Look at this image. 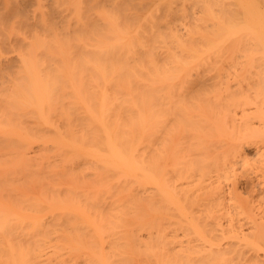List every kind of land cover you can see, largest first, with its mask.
I'll use <instances>...</instances> for the list:
<instances>
[{"label":"bare ground","instance_id":"obj_1","mask_svg":"<svg viewBox=\"0 0 264 264\" xmlns=\"http://www.w3.org/2000/svg\"><path fill=\"white\" fill-rule=\"evenodd\" d=\"M0 264H264V0H0Z\"/></svg>","mask_w":264,"mask_h":264}]
</instances>
